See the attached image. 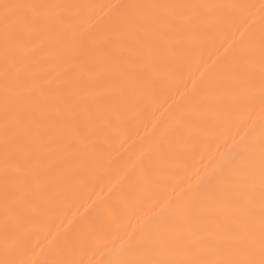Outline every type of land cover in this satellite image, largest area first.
<instances>
[{
    "label": "snow or ice",
    "instance_id": "obj_1",
    "mask_svg": "<svg viewBox=\"0 0 264 264\" xmlns=\"http://www.w3.org/2000/svg\"><path fill=\"white\" fill-rule=\"evenodd\" d=\"M97 7L102 25L92 14ZM206 7L167 0L103 6L0 0L6 228L9 220L18 223L22 210L55 199L53 189L119 127L130 86L175 54ZM260 81L264 109V48ZM128 246L141 258L114 264H264V130L258 153L254 142L238 144L199 187L169 206L167 219L130 237Z\"/></svg>",
    "mask_w": 264,
    "mask_h": 264
},
{
    "label": "bare ground",
    "instance_id": "obj_2",
    "mask_svg": "<svg viewBox=\"0 0 264 264\" xmlns=\"http://www.w3.org/2000/svg\"><path fill=\"white\" fill-rule=\"evenodd\" d=\"M56 2L103 6L153 0ZM167 2L208 7L198 10L197 29L175 54L130 86L117 130L53 189L51 203L22 210L18 223L9 220L6 228L0 199V262L139 259L129 249L130 237L167 219L169 206L199 187L238 144L254 142L259 152L264 0ZM92 14L99 20L101 9ZM2 168L0 160V176Z\"/></svg>",
    "mask_w": 264,
    "mask_h": 264
}]
</instances>
